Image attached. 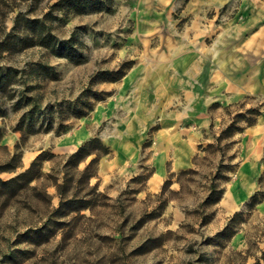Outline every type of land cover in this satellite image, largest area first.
<instances>
[{
	"label": "rangeland",
	"instance_id": "obj_1",
	"mask_svg": "<svg viewBox=\"0 0 264 264\" xmlns=\"http://www.w3.org/2000/svg\"><path fill=\"white\" fill-rule=\"evenodd\" d=\"M56 1L0 0V38L10 31L17 13L42 19ZM187 1L102 0L79 13L53 10L48 23L57 40L55 48L34 45L0 59L3 71L7 66L12 70L9 93L0 100V165L15 166L12 171L0 172V178L22 172L42 151L53 155L42 162V177L0 202V264H264V212L247 204L229 221L218 203H203L218 164L223 177L215 184L225 189L232 181L240 132L222 140L219 148L207 149L203 144L206 148L198 149L187 169L168 172L160 188L151 191L147 178L159 157L154 145L157 126H153L146 134L148 144L139 145L135 153L110 151L101 158L103 162L109 158L117 161L90 179L89 185L97 183L96 192L102 194L90 209L59 217L64 224L44 243L34 244L26 234L56 217L51 212L59 198L45 175L52 173L61 181L65 156L72 153L64 146L77 147L82 136L69 138L79 127L85 126L89 135L98 137L110 150L112 140L141 125L137 116L145 118L153 111L140 108L136 87L169 61L161 56L170 54L163 45H176L185 35ZM239 1L223 8L222 17L237 12ZM72 32L78 40L76 61L61 51ZM122 62L131 64L120 80L95 79L102 71L116 70ZM39 63L51 69L41 75L37 71L28 74L29 68L37 69ZM93 92L103 99L95 100ZM252 100L246 97L242 105L218 104L211 109L216 118L209 129L213 143L215 134L236 114L250 117L245 113L248 105L259 107V100ZM33 102L37 112L27 125V109ZM83 102L92 107L79 118L72 108L76 104L77 110H87ZM236 126L243 129L246 125L239 118ZM226 165L231 170H225ZM166 179L169 183L162 190ZM42 191L51 196L49 202ZM163 200L165 205L159 207ZM226 224L228 229L219 233ZM158 236L162 237L159 245L137 251L144 240Z\"/></svg>",
	"mask_w": 264,
	"mask_h": 264
},
{
	"label": "crops",
	"instance_id": "obj_2",
	"mask_svg": "<svg viewBox=\"0 0 264 264\" xmlns=\"http://www.w3.org/2000/svg\"><path fill=\"white\" fill-rule=\"evenodd\" d=\"M232 1H187L183 10L189 17L185 35L176 45H163L170 54L161 56L169 61L136 87L140 108L153 111L145 118L137 116L141 125L112 140L109 150V154L135 153L139 145L148 144L146 134L157 126L154 145L159 157L147 178L149 189L157 191L168 172L187 169L198 149L213 143L209 129L216 123L211 115L215 105H242L246 97L258 99L255 122L237 135L241 142L230 173L233 179L223 188L218 202L228 218L250 204L253 197L257 198L253 207L264 212V193L260 195L264 191V0H240L237 12L222 17L220 11ZM77 134L82 136L77 147L64 146L65 150L74 152L92 138L85 126L69 139ZM101 158L97 173L117 161L109 158L103 162Z\"/></svg>",
	"mask_w": 264,
	"mask_h": 264
},
{
	"label": "trees",
	"instance_id": "obj_3",
	"mask_svg": "<svg viewBox=\"0 0 264 264\" xmlns=\"http://www.w3.org/2000/svg\"><path fill=\"white\" fill-rule=\"evenodd\" d=\"M106 1L110 2V0ZM101 3L102 0H59L50 5L49 10L43 15L42 19H30L26 18L21 13H17L10 31L0 38V59L12 55L13 52H16L19 49L28 48L34 45H39L44 48H55L57 40L51 33V27L48 23V18L51 16L53 10L65 9L67 11L73 10L79 13L86 7L100 5ZM77 42L78 40L74 32H72L61 50L62 54L72 61H76L79 58V54L75 48V43ZM130 64L131 62H122L116 70L102 71L95 75V79L110 82L118 81L125 75ZM37 66V69H34L33 67L29 68L28 74L37 71V75H41L42 73H47V71L51 69L50 66L43 63H39ZM11 71L10 66H7L5 71H3L0 62V100L3 95L9 93ZM92 96L97 101L103 99V96L96 92H93ZM19 101L20 97L17 98L16 105H19ZM83 105L87 107V110H83V108L77 110L75 104L72 108L73 115L79 118L86 116L92 105L89 104V102H83ZM36 112L37 105L33 102L27 109V125H30ZM245 113L250 117L246 118L245 115L241 113L236 114L231 122L224 126L220 132L214 136V143L208 144L207 149H213L215 147L219 148L222 140L226 138L229 139L235 132L241 131L242 129L236 126L239 118L244 120L246 126L252 125L255 122V117L259 114V107L247 108L245 109ZM108 154V147H106L98 137H92L83 142L74 152L65 156V161L61 167L63 176L61 177L60 182L57 181L52 173L45 175V178L51 179L50 185L55 188L56 195L59 198L57 207L51 212V215L56 217H54V219L51 217L48 218L41 227L26 231V234L29 235V239L32 243L41 244L48 241L49 237L54 234L55 230L64 224V222L59 220V217L68 213L79 215L81 211L90 209L93 203L96 202L97 198L102 196V194L96 192L97 183L90 186L89 181L92 177H97L99 159ZM52 156L53 155H47L42 151L36 155L28 167L22 172L5 180L0 178V202H5L10 198L15 197L22 189L28 187L31 182L42 177L40 169L41 164ZM81 163L85 164L82 169H79ZM14 168L15 166L6 163L0 165V172L12 171ZM218 168H222V166L218 164L214 174L211 176L208 184V191L203 203L212 205L218 203L221 199L223 189L215 184L216 179L223 177V174L220 173ZM223 168H225V170H231L229 165L223 166ZM168 183L169 179L164 180L162 190H164ZM33 189H36V187L34 186ZM42 195L46 201H50L51 196L47 194L46 191H42ZM165 202L166 201L164 200L161 201L159 207L165 205ZM256 202L257 198L253 197L250 205H254ZM237 215L238 213L233 214L229 218V221ZM227 229L228 224H226L219 233H223ZM161 239V236L147 238L138 246L137 251H143L157 246L161 243Z\"/></svg>",
	"mask_w": 264,
	"mask_h": 264
}]
</instances>
